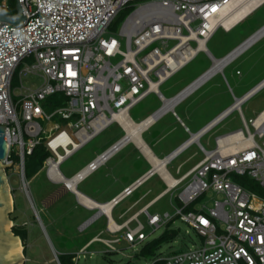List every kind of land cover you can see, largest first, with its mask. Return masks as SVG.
Here are the masks:
<instances>
[{
    "label": "built area",
    "instance_id": "2783aa9c",
    "mask_svg": "<svg viewBox=\"0 0 264 264\" xmlns=\"http://www.w3.org/2000/svg\"><path fill=\"white\" fill-rule=\"evenodd\" d=\"M7 1L2 0L0 12L17 15L8 11ZM135 1L138 0H19L28 15L25 23L18 26L0 21V125L6 126L9 150L3 162L11 194L8 168L20 176L21 188L34 204L26 158L38 146L48 152L43 168L49 181L77 193L74 189L78 191L83 181L130 141L136 140L146 149L131 133L140 131V136L169 111L176 114L175 107L215 75L209 69L172 98L159 88L200 52L215 62L207 44L223 28L219 12L230 0H146L135 4L119 33L126 43L123 49L119 37L105 34L120 12ZM30 59H34L32 64L27 63ZM23 64L27 65L26 72L42 81L37 87L23 85L21 98L16 101L12 80ZM263 88L264 79L242 97H237L231 88L235 102L194 135L204 159L179 178L166 175V192L180 189L181 206L174 214L150 213L145 207L122 224L112 225L110 220L109 230L113 234L124 231V239L136 247L148 237L139 219L142 213L147 214L153 231L181 217L196 229L202 244L173 256L155 257L151 264H264V198L232 179L233 174L248 176L264 189V110L249 120L242 110V105ZM151 93L157 95L162 106L135 121L130 110ZM58 94L64 95L69 105L50 113L46 103ZM170 102H175L171 108ZM236 110L244 127L217 136L215 148H206L201 138ZM58 115L64 124L53 120ZM114 123L124 130L123 137L67 177L61 170L62 163ZM153 173L152 169L116 196L111 201L114 206ZM69 182H73L74 189ZM209 191L223 195V199H215L212 206H196ZM192 205L194 209L187 210ZM134 221L137 225L132 227ZM96 240L107 246L106 252H122L116 247L121 238ZM81 253L87 254V248L73 260L77 262ZM55 256L61 264L59 254ZM27 260L24 257L23 264Z\"/></svg>",
    "mask_w": 264,
    "mask_h": 264
},
{
    "label": "rangeland",
    "instance_id": "374dc122",
    "mask_svg": "<svg viewBox=\"0 0 264 264\" xmlns=\"http://www.w3.org/2000/svg\"><path fill=\"white\" fill-rule=\"evenodd\" d=\"M145 1L146 0H138L125 7L115 18L105 36L109 37L113 35L119 37L124 21L136 8L135 4H140ZM1 3L2 0H0V4ZM7 3L10 6V9L8 10L9 12H18L16 0H8ZM263 25L264 5L247 20H243L242 23L235 26L231 31H225L220 27L208 42L207 46L216 58L224 57ZM120 39L122 40L123 49H126L125 40L122 38ZM118 60L119 59H114V62H117ZM33 62L34 59L27 61L28 64H32ZM212 64V59L205 52H200L183 69L162 83L159 88L167 98H172L211 68ZM26 66L27 65L23 64L18 68L12 80L13 95L16 101L21 98L20 94L23 92V85L25 87H37L42 81L39 76L26 72ZM238 69L241 70V74H237ZM224 74L225 77L223 74L216 76L207 86H205L202 92L195 94L182 107H190L192 104L191 102L197 100L198 103H203V106L202 110L198 111L196 115L201 116L205 113L212 112L213 117H215L235 102V97L230 87L233 89L234 94L237 97H242L245 93L259 84L264 79V36L259 39L254 46L250 47L240 57L236 58V60L225 69ZM68 105V99L64 95L58 94L50 98L45 107L48 112L52 113L53 111ZM161 106L162 101L159 100L156 94L151 93L146 99L130 110V116L135 121L139 122L154 113ZM242 110L247 120L255 118L261 111H263L264 88L247 100L242 105ZM180 111V107H177V112ZM53 120L61 124L65 123L59 115L55 116ZM243 127L244 124L241 116L236 110L213 131L204 136L202 138V143L208 149H214L217 136L242 129ZM123 135L124 130L117 123L110 125L89 144L75 153L72 157L65 160L61 165L62 172L67 177L73 176L99 154H102L105 150L111 147L116 141L123 137ZM194 151L195 149L188 154H192ZM14 156L16 161H18V157L16 155ZM202 158L203 154L200 153L196 159L198 161ZM125 161L126 160H122L124 165L127 164ZM26 163L28 166L27 178L30 181V189L34 198V204L31 203L25 191L21 188L22 182L20 176L14 172V169L8 168V174L11 178V186L13 187L12 194L14 197V211L10 214V219L12 220L11 232L14 233L13 229L18 225H21L23 228L25 227L28 231V233H21L20 237L24 244L23 255L28 259L25 264H60L55 256V253L57 252L61 254V264H66L68 262L71 264H126L128 262L133 264H151L154 258L143 257L139 252L144 243L157 239L168 227L178 230L179 234L175 240L163 243L157 250L156 257L173 256L194 249L196 245L202 244V239L198 235L196 229L181 217H176L169 226L164 225L158 230L153 231V228L148 224L147 216L143 215L140 217V220L145 225V233L148 237L142 243L137 244L136 247L122 241L116 244V247L122 252H106L107 246L97 242L91 247L89 253H81L77 262L70 261L68 255L77 256L79 250L95 235L105 238H111L112 236L107 234V231L100 233L101 228H103L102 221H100L97 226L94 225L89 229L87 233H91L90 235L71 233L66 230H64L63 233H55L54 225L51 221L54 217H59L70 209L71 204L67 200L69 198L63 197L61 201L56 203L49 202L48 198L60 188V185L49 181L45 169L39 165L37 159L32 156H27ZM177 163H179V161H177ZM140 164L142 163H139L138 165ZM187 168L188 167L186 166L183 172ZM104 172L105 168L89 176L78 186V189L83 192L95 194L104 200L111 199L121 190L108 189L112 180L105 182L103 180L104 176L102 177ZM232 179L251 192L264 198V189L256 180L248 176H240L237 174H233ZM148 186L151 187V185ZM148 186L146 185L142 187L138 191L137 196L148 190ZM152 186L154 187L153 194L150 197L164 189V186L160 183H156V185L152 184ZM179 192L180 189L164 197L157 203V205L150 209V211L152 213L158 212L163 214L165 212H170L171 214H174L176 208L181 206L178 199ZM137 196L127 198L118 206L114 213V219L116 222L123 223L143 206L144 202L139 203L138 205H133ZM215 199H223V195H217L215 192L209 191L198 200L196 206H212ZM46 201L49 203L47 204ZM66 217L69 218V216ZM43 223L46 226L47 233L43 227ZM63 223V221L59 222L62 226ZM136 225L137 222L131 224L132 227H135ZM124 234L123 231L118 234V236H115L116 238H122L124 237ZM92 250H97V252L91 255L90 252ZM127 256L134 257L128 258Z\"/></svg>",
    "mask_w": 264,
    "mask_h": 264
},
{
    "label": "crops",
    "instance_id": "0c3cea01",
    "mask_svg": "<svg viewBox=\"0 0 264 264\" xmlns=\"http://www.w3.org/2000/svg\"><path fill=\"white\" fill-rule=\"evenodd\" d=\"M252 46H254V44ZM224 73H225V69L223 73L218 71L215 72V75L210 80H208L201 88H199L195 93L188 96L184 101L180 102L175 107L174 110L176 114L173 111H169L156 123L151 125L147 130L143 131L140 135V138L143 144L146 146L147 150L146 149L143 150L140 147L139 143L136 142V140H132L125 148H123L116 155H114L105 165H103L98 170L100 171L103 168H105V172L102 175V177L104 176L103 180L105 182L112 180L110 185L108 186V189L121 190L117 195L113 196L111 199L104 200L101 197L96 196L95 194L83 192L78 189V191L81 194L89 197L90 199H92L93 201L99 204L110 203L116 196L122 193L127 187H129L131 184L136 182L138 179L142 178L144 175H146L149 171L153 169L154 173L151 176L147 177L143 181V183L133 192V194L124 198L116 206L112 207L111 215H108V213H101L100 215H98V212L100 211L101 208L97 206L92 207L84 203L82 201V197L80 193L77 194L73 191L63 190L59 188L48 200L50 202L56 203L61 201L63 197H67L69 198L67 200L70 202L71 206L66 213L61 214L59 217H54V219L51 221L54 225L55 233H63L64 230H66L68 232L70 231L71 233L73 232V233H81L83 235H90L91 233H87L89 229L92 228V226L94 225L97 226V224L100 221H102L103 228H101L100 233H102L103 231H107L108 232L107 234H109L112 237L105 238L98 235L92 237L81 248V249L87 248V251L89 253L91 247L94 246L95 243L97 242L102 243L100 241H97L96 240L97 238L115 239L116 236H118V234L123 232L122 231L117 234H113L109 230V226L111 222L110 220L112 218L113 221H115L114 213L116 212V209L123 201H125L129 197L137 196L138 191L146 185L147 186L151 185V187L148 186L147 188L148 190L138 195L133 205H138L139 203L144 202L143 206L135 213L139 212L142 208L145 207H148V211L152 213L150 209H152L155 205H157V203L160 200H162L164 197L173 193V192H166L169 183V180L167 179L166 175L168 174L170 177L179 178L184 174H186L187 172H189L193 167H195L200 161L204 159L205 155L201 150L200 145L197 143V141L194 140V135H196L199 131H201V129L206 127L211 121H213L218 115H220L218 114L215 117H213L212 112L205 113L201 116L196 115L198 111L202 110V106H203V103H198L197 100L192 101L190 107L186 106L183 108L182 106H184V104L195 94L202 92L205 86H207L216 76H218L219 74H223L225 77ZM177 107L178 108L180 107L181 109L180 112H177ZM202 138L200 140L201 143H202ZM193 149H195V151L192 154H188ZM174 153L177 154L173 155V157L170 158V156ZM200 153L203 154V158L197 161L196 158L200 155ZM164 159H167V162L165 160V164L163 165L160 162L161 160ZM122 160H126L125 162L127 164L124 165ZM177 161H179V163H177ZM139 163L142 164L138 165ZM186 166L188 168L183 172ZM98 171H96L95 173H97ZM156 183L157 184L160 183L162 186H164V189L161 192L156 193L154 196L150 197L153 194V188H154L152 184L156 185ZM143 215L147 216L146 213H142L139 216V219ZM66 216H69V218H67ZM61 221L64 222L63 226L62 224L61 225L59 224V222ZM115 223L122 224L116 221ZM43 227L47 233V229L44 223H43ZM117 238H121V237H117ZM121 239H122L121 242L122 241L127 242L124 239V237H122ZM81 249L79 251H81ZM92 252L95 254L97 250H92L90 252L91 255H93ZM58 254L60 259L61 254L60 253ZM74 257L76 256L74 255ZM73 259L72 261H74Z\"/></svg>",
    "mask_w": 264,
    "mask_h": 264
},
{
    "label": "water",
    "instance_id": "95a60500",
    "mask_svg": "<svg viewBox=\"0 0 264 264\" xmlns=\"http://www.w3.org/2000/svg\"><path fill=\"white\" fill-rule=\"evenodd\" d=\"M18 14L13 15L9 13L0 12V21L9 22L14 25H23L28 18V15H25L23 6L20 4L19 0L17 3ZM262 30H264V25L253 33L250 37L244 40L239 44L235 49L230 53L225 55L222 58H215L221 62L228 59L230 63L235 57L234 54L248 42L252 40L256 35H258ZM233 56V58H232ZM226 64V65H227ZM214 64L211 66L213 69ZM225 68V67H224ZM224 68L220 72H224ZM6 126L0 125V264H23V248L24 244L22 239L19 236H16L11 232V223L10 214L14 211V198L10 192V186L8 183V178L4 169H6V164L3 162L8 156L9 145L5 139ZM12 200V201H11ZM109 204H113L110 202ZM114 204L112 205V207ZM101 213H106L102 209L98 212V215Z\"/></svg>",
    "mask_w": 264,
    "mask_h": 264
},
{
    "label": "bare ground",
    "instance_id": "6f19581e",
    "mask_svg": "<svg viewBox=\"0 0 264 264\" xmlns=\"http://www.w3.org/2000/svg\"><path fill=\"white\" fill-rule=\"evenodd\" d=\"M263 4H264V0H230L223 6V8L219 12L220 13V16H219L220 17V19H219L220 24L226 31H231L235 26H237L239 23H241L243 20H245L248 16H250L254 11H256ZM263 36H264V30H262L258 35H256L254 38H252V40L250 42H248L245 46L240 48L234 54L237 57H235L233 60H235L240 55H242L246 50H248L253 44H255ZM230 58H228V59L230 60ZM232 58H233V56H232ZM228 59L223 61V62L215 59V62L213 63L214 67H213L211 73H215L217 71L220 72L226 66ZM174 104H175V102H172V103L170 102L168 107L171 108L172 106H174ZM139 132L140 131L134 130L131 133V136H134V137L137 136L138 139L141 140V138L138 134ZM166 162H167V160H166ZM160 163L164 164L165 162H160ZM69 187L71 189L75 188L73 185V182H69ZM75 191L77 193H80L79 191H77V189ZM80 195H81L82 201L84 203H86L92 207H96V206L100 207L103 211L108 213V215H111V210H112L113 204H109V203L99 204V203L93 201L92 199H90L89 197H87L81 193H80ZM111 221H112V223H114L112 225H117L115 223V221H113L112 218H111ZM10 227H11V225H10Z\"/></svg>",
    "mask_w": 264,
    "mask_h": 264
},
{
    "label": "trees",
    "instance_id": "16d2710c",
    "mask_svg": "<svg viewBox=\"0 0 264 264\" xmlns=\"http://www.w3.org/2000/svg\"><path fill=\"white\" fill-rule=\"evenodd\" d=\"M264 5V4H263ZM262 5V6H263ZM261 6V7H262ZM261 7H259L258 9H260ZM257 9V10H258ZM256 10V11H257ZM256 11H254L252 14H254ZM251 14V15H252ZM250 15V16H251ZM249 16V17H250ZM248 17V18H249ZM248 18H246L245 20H247ZM244 20V21H245ZM243 22V21H242ZM241 22V23H242ZM261 28V27H260ZM259 28V29H260ZM258 30V29H257ZM256 30V31H257ZM255 31V32H256ZM255 32H253V33H255ZM252 33V34H253ZM251 34V35H252ZM250 35V36H251ZM249 36V37H250ZM228 67V66H227ZM226 67V68H227ZM225 68V69H226ZM237 71H240L241 72V70L240 69H238ZM238 74V73H237ZM30 156H32L33 158H35V159H37L38 160V162H39V165L41 166V167H43V164H44V162H45V160L47 159V157H48V152L45 150V148L43 147V146H38V147H36V149L34 150V152H33V154L32 155H30ZM27 174H28V166H27V163H26V176H27ZM199 200V199H198ZM191 209H194V205H192L191 207H189L187 210H191ZM170 225V224H169ZM168 225V226H169ZM13 231H14V233H15V235L16 236H19V237H21V233H28V231L25 229V227L23 228V227H21V225H18V226H16V227H14V229H13ZM178 234H179V231L178 230H176V229H171L170 227H168L164 232H163V234L160 236V237H158L157 239H154V240H151V241H148V242H146V243H144L143 244V246H142V248H141V250H140V255L141 256H143V257H146V258H155L156 257V253H157V250L159 249V247L163 244V243H165V242H168V241H173V240H175L176 239V237L178 236ZM69 257H68V259L70 260V261H72V259H73V257H74V255H68ZM66 264H70L69 262L68 263H66ZM129 264H130V262H129Z\"/></svg>",
    "mask_w": 264,
    "mask_h": 264
},
{
    "label": "clouds",
    "instance_id": "9594fccd",
    "mask_svg": "<svg viewBox=\"0 0 264 264\" xmlns=\"http://www.w3.org/2000/svg\"><path fill=\"white\" fill-rule=\"evenodd\" d=\"M225 69V68H224Z\"/></svg>",
    "mask_w": 264,
    "mask_h": 264
}]
</instances>
